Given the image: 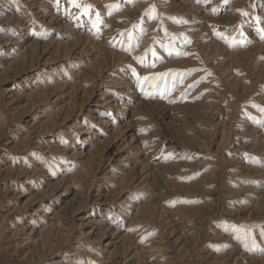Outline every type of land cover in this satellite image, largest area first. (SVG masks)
<instances>
[{
    "label": "rangeland",
    "instance_id": "obj_1",
    "mask_svg": "<svg viewBox=\"0 0 264 264\" xmlns=\"http://www.w3.org/2000/svg\"><path fill=\"white\" fill-rule=\"evenodd\" d=\"M76 5L0 0V264H264V0Z\"/></svg>",
    "mask_w": 264,
    "mask_h": 264
},
{
    "label": "snow or ice",
    "instance_id": "obj_2",
    "mask_svg": "<svg viewBox=\"0 0 264 264\" xmlns=\"http://www.w3.org/2000/svg\"><path fill=\"white\" fill-rule=\"evenodd\" d=\"M71 2L74 4V5H76V0H71ZM224 2L225 3H227L228 2V0H224ZM77 7H79V5H76ZM88 7H91L90 5L88 6ZM108 7H114V6H112V5H109ZM151 12H155V9L154 8H152L151 10H150ZM85 14H87V12L85 13ZM97 16H99V14L97 13ZM95 23V22H94ZM145 79H147V78H145Z\"/></svg>",
    "mask_w": 264,
    "mask_h": 264
},
{
    "label": "bare ground",
    "instance_id": "obj_3",
    "mask_svg": "<svg viewBox=\"0 0 264 264\" xmlns=\"http://www.w3.org/2000/svg\"><path fill=\"white\" fill-rule=\"evenodd\" d=\"M33 2V1H32ZM183 3V2H182ZM180 4V3H179ZM29 6V5H28ZM44 7V6H43ZM40 11V10H39ZM45 15H47V14H45ZM44 15V16H45ZM4 16V15H3ZM48 17V16H47ZM57 17V16H56ZM6 22V21H5ZM53 22V21H52ZM55 29V28H54ZM56 30V29H55ZM21 45V44H20ZM15 63V62H14ZM20 75V74H19ZM39 77V76H38ZM37 84V83H36ZM61 85V84H60ZM37 88V87H36ZM66 88V87H65ZM7 93V92H6ZM15 99V98H14ZM12 103H14V102H12ZM34 125V124H33ZM43 141V140H42ZM65 161V160H64ZM49 165V164H48ZM38 172V171H37ZM114 179V178H113ZM119 179V178H118ZM65 181V180H64ZM74 185V184H73ZM63 187V186H62ZM65 197V196H64ZM105 203V202H104ZM50 214V213H49ZM100 223V222H99ZM86 224V223H85ZM93 226V225H92Z\"/></svg>",
    "mask_w": 264,
    "mask_h": 264
}]
</instances>
